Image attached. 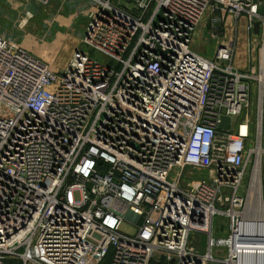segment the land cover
<instances>
[{"label":"built area","instance_id":"1","mask_svg":"<svg viewBox=\"0 0 264 264\" xmlns=\"http://www.w3.org/2000/svg\"><path fill=\"white\" fill-rule=\"evenodd\" d=\"M90 2L84 38L62 68L0 33V264H151L156 255L258 264L264 0ZM207 13L218 14L213 36L222 38L213 57L192 45ZM230 17L261 29L258 75L234 64L237 41L223 36ZM252 79L254 143L251 121H240ZM196 171L208 179L192 180ZM217 215L228 220L225 236L213 234ZM124 220L135 233L120 229ZM194 232L208 234L206 252Z\"/></svg>","mask_w":264,"mask_h":264},{"label":"rangeland","instance_id":"2","mask_svg":"<svg viewBox=\"0 0 264 264\" xmlns=\"http://www.w3.org/2000/svg\"><path fill=\"white\" fill-rule=\"evenodd\" d=\"M91 6L90 0H1L0 2V33L10 37L31 51L42 57L54 69L65 66L71 57L75 44L84 38L88 23L87 12ZM218 14L207 13L196 30L192 45L198 52L213 57L217 48V42L222 38L213 36L212 24ZM223 36L237 41V51L234 64L244 73L258 75L261 67L260 38L261 29L258 23L250 33L243 28H237L232 17L225 23ZM87 52L89 49L85 46ZM91 54L101 61L107 58L98 52ZM68 58L66 59V57ZM66 59V62L64 61ZM249 119L253 125L252 140L257 141L259 123V95L258 83L251 80V97L248 106L243 111L240 121ZM264 140V136H263ZM254 159L246 176L250 183L253 171ZM262 171L264 172V162ZM184 178H186L184 176ZM192 180L208 179L207 171H196L192 174ZM123 232L132 234L136 227L128 220H124L120 226ZM213 234L216 237L225 236L229 230V223L225 216L217 215L214 219ZM208 234L194 232L193 243L197 250H208ZM218 250H215V253ZM223 256V255H222ZM151 264H163L164 257L156 255ZM212 264H223L215 262Z\"/></svg>","mask_w":264,"mask_h":264},{"label":"bare ground","instance_id":"3","mask_svg":"<svg viewBox=\"0 0 264 264\" xmlns=\"http://www.w3.org/2000/svg\"><path fill=\"white\" fill-rule=\"evenodd\" d=\"M79 42H77L76 44H75V46L78 44ZM68 58V56L66 57V59ZM66 59L64 60L65 62H66ZM261 124H262V119H261ZM258 151H259V154L262 152V148L261 147H259L258 148ZM256 173V175H255V181H256V184H257V187H258V194H259V196L261 197V185H260V175H261V168H260V165H258V167H257V171L255 172ZM256 184H255V186H256ZM254 186V187H255ZM261 202V201H260ZM258 264H264V254L262 255V254H259L258 255Z\"/></svg>","mask_w":264,"mask_h":264},{"label":"water","instance_id":"4","mask_svg":"<svg viewBox=\"0 0 264 264\" xmlns=\"http://www.w3.org/2000/svg\"><path fill=\"white\" fill-rule=\"evenodd\" d=\"M222 122L219 125L220 130H227L230 127L231 118L229 116H222Z\"/></svg>","mask_w":264,"mask_h":264},{"label":"crops","instance_id":"5","mask_svg":"<svg viewBox=\"0 0 264 264\" xmlns=\"http://www.w3.org/2000/svg\"><path fill=\"white\" fill-rule=\"evenodd\" d=\"M76 46H77V45H76ZM76 46H75V47H76ZM72 52H73V51H72ZM236 66H237V65H236ZM239 69H240V68H239Z\"/></svg>","mask_w":264,"mask_h":264}]
</instances>
